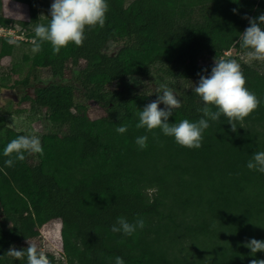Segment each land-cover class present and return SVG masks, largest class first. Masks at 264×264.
Segmentation results:
<instances>
[{
  "label": "trees",
  "instance_id": "obj_1",
  "mask_svg": "<svg viewBox=\"0 0 264 264\" xmlns=\"http://www.w3.org/2000/svg\"><path fill=\"white\" fill-rule=\"evenodd\" d=\"M107 2L104 27L86 30L82 47L70 44L54 55L44 43L42 51L23 57L27 72L9 86L0 70V92L14 93L0 100V264H27L26 257L7 256L9 248L26 249L38 229L55 220L67 264H115L116 257L124 264L264 259L244 247L252 238L264 241V173L246 166L264 151V66H241L260 104L236 132L222 115L209 121L202 147L189 150L159 130L154 137L136 128L139 111L162 94V86L182 102L169 123L202 118L203 101L193 91L198 73L210 75L215 58L238 62L225 53L241 55L245 17L264 14V0ZM47 17L48 9L17 21L0 7V25L33 40ZM108 42L121 45L113 55L104 52ZM13 49L9 39H0V63ZM38 72L51 82L41 85ZM89 111L100 116L92 119ZM14 114L42 116L48 128L39 135L43 155L6 167L3 150L21 136L4 123ZM122 125L124 134L116 131ZM144 135L148 146L141 150L136 138ZM119 217L130 223L143 218L145 227L133 236L114 233Z\"/></svg>",
  "mask_w": 264,
  "mask_h": 264
},
{
  "label": "clouds",
  "instance_id": "obj_2",
  "mask_svg": "<svg viewBox=\"0 0 264 264\" xmlns=\"http://www.w3.org/2000/svg\"><path fill=\"white\" fill-rule=\"evenodd\" d=\"M109 11L107 0H54L50 8V18L47 24H37L32 41V51H42V45L49 43L53 54H59L61 49H66L70 44L82 47L86 39V30L103 28L106 23V14ZM235 12V10H234ZM249 26L241 34L239 46L241 59L245 63L259 62L264 64V14L256 18L245 17ZM206 71V70H205ZM197 86L193 91L203 101L199 109L202 118L192 122L183 119L178 123H169L173 110L179 109L182 102L174 90L162 86V94H157V99L147 104L139 111L137 129L144 128L153 133L159 130L166 137L174 138L181 147L189 150L200 149L204 139V132L210 127L209 121L218 122L223 115L227 118L231 131L236 132L237 123L242 124L259 107L257 96L246 87V77L241 64L235 59H216L210 75H200ZM163 104L162 109L160 105ZM216 109L215 111L213 109ZM126 125L118 126L116 131L120 134L127 132ZM148 136L136 138V144L141 150L146 149ZM43 155V147L37 135H21L12 139L4 148L3 155L6 167H13L16 161L23 162L28 156ZM249 170L264 173V151H258L247 162ZM145 222L138 217L135 222H129L125 217H119L112 225L111 231L122 233L124 236H133L137 230H143ZM28 243L26 249H17L11 246L7 256L16 260L26 257L27 264H52L45 251L35 243ZM244 247L250 249L251 255L264 253V241L255 238L245 243ZM115 264H124L121 257L115 258ZM249 264H264V259L252 258Z\"/></svg>",
  "mask_w": 264,
  "mask_h": 264
},
{
  "label": "rangeland",
  "instance_id": "obj_3",
  "mask_svg": "<svg viewBox=\"0 0 264 264\" xmlns=\"http://www.w3.org/2000/svg\"><path fill=\"white\" fill-rule=\"evenodd\" d=\"M47 3H53L54 0H45ZM51 7V6H50ZM50 15V10L48 11ZM2 15L6 18H11L17 21H27L29 19V12L26 10L24 11H12L6 12L4 9L2 10ZM30 34V33H29ZM28 34V35H29ZM27 35V34H26ZM25 35V39L19 40L20 44L17 43L18 41H11L14 45V49L12 55L5 58L0 63V70L3 75H8L7 84L8 86L12 84L15 79H21L27 72V65L23 62V57H33L35 54L32 51L33 48V39L27 38L28 35ZM28 40H27V39ZM121 45L108 42L104 48V52L110 55L115 54ZM227 57H237L238 62L242 65H249L250 63H245L243 59H241V55L235 53L234 50L229 51L226 53ZM253 63V62H252ZM259 63V62H258ZM14 64L19 65V69L14 72L12 67ZM264 66V64L259 63ZM37 77L39 79V83L41 85H46L51 82L49 79V75L46 72H38ZM130 81H132L130 79ZM153 83V80H150ZM12 91H2L0 92V100L1 98L5 97L4 102L6 103L7 97L13 95ZM4 109L0 107V115H3ZM89 116L92 119H95L100 116L99 113L95 111H89ZM5 117V125L13 129L14 131L20 132L21 135H39L46 131L48 128V122L41 116V117H34V116H26V114L22 115H6ZM151 193V191H149ZM60 230L61 224L59 221H50L44 224L42 227L38 229L39 235L31 240L29 243H35L41 250L45 251L47 255H50L54 258L56 264H67L66 260L63 256V252L61 250V238H60Z\"/></svg>",
  "mask_w": 264,
  "mask_h": 264
},
{
  "label": "crops",
  "instance_id": "obj_4",
  "mask_svg": "<svg viewBox=\"0 0 264 264\" xmlns=\"http://www.w3.org/2000/svg\"><path fill=\"white\" fill-rule=\"evenodd\" d=\"M51 3H47L45 0H6V2L0 3L2 10L6 12L12 11H24L29 14H35L37 17L46 13L47 9L50 10Z\"/></svg>",
  "mask_w": 264,
  "mask_h": 264
},
{
  "label": "built area",
  "instance_id": "obj_5",
  "mask_svg": "<svg viewBox=\"0 0 264 264\" xmlns=\"http://www.w3.org/2000/svg\"><path fill=\"white\" fill-rule=\"evenodd\" d=\"M26 32H20L17 28L8 25H0V39H9L10 41H21L25 39ZM27 39V38H26ZM28 40V39H27ZM226 54V53H225Z\"/></svg>",
  "mask_w": 264,
  "mask_h": 264
}]
</instances>
